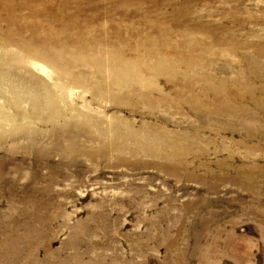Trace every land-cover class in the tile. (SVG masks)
<instances>
[{"label":"rangeland","instance_id":"1","mask_svg":"<svg viewBox=\"0 0 264 264\" xmlns=\"http://www.w3.org/2000/svg\"><path fill=\"white\" fill-rule=\"evenodd\" d=\"M124 2L0 0V68L25 62L0 75V264H264V0ZM78 20L135 61L128 37L183 43L179 76L142 72L159 89L134 82L149 98L130 104L69 88L61 105L80 124L33 118L15 77L54 72L19 39L55 28L67 41ZM115 115L166 146L102 154L87 117Z\"/></svg>","mask_w":264,"mask_h":264},{"label":"bare ground","instance_id":"2","mask_svg":"<svg viewBox=\"0 0 264 264\" xmlns=\"http://www.w3.org/2000/svg\"><path fill=\"white\" fill-rule=\"evenodd\" d=\"M131 1L125 0L121 6H125L130 11ZM141 9L142 5L136 6V11ZM93 22H89V24L86 22L80 23L78 20L76 24L79 23V26H76V31L67 41H64L66 32L63 29L55 28L45 33L35 31L32 37H21L19 39V46L27 53L30 58L29 61L46 64L54 72V82L46 81L43 85L37 84V82L41 83V81L34 79L30 80L31 83L34 82L33 86H31L30 83L25 82L19 76L15 77L23 85L22 96L27 97L33 107L29 111L33 118H40L44 122L52 123L58 122L62 117L65 118L64 125L80 124L82 117L79 116V112L73 110L74 114L68 116V113L64 111L61 105L66 101V92L69 88H81L92 92L95 98L115 102L121 100L130 104L134 93H138L140 97L145 95L149 98L143 92L135 91L134 82H140L142 85L146 84L145 86L148 88L159 89L152 86L151 82L145 79V74L143 75L142 72L153 74L154 76L168 75L169 77L176 76V78L179 76L178 72H176L173 55L180 53L178 56L187 57L181 53L183 43H173L168 39L159 41L150 34L143 39L136 38L137 40L128 37L129 42L132 40L135 44L133 51L141 53L140 56L136 57L135 61L132 57H126V51L128 50L126 40H123L121 36H118L117 39L119 40H113L112 37L107 39L101 35L99 36L98 29ZM65 26L75 27V25L70 23L64 24ZM152 27L157 32H169L165 31L163 27H166V25H162L161 20L158 19H156ZM133 30L135 32L134 28ZM193 47L194 45L192 49ZM167 49L168 53L165 52ZM162 51L166 53V56L162 55ZM9 56L7 65L0 68V73L3 72L0 75L6 73V75L11 77L14 75L10 73L11 68L9 67L17 64L23 66L25 62L16 53H11ZM138 65H141L140 71L137 70ZM40 85L42 86L40 87ZM164 95L166 94L162 96ZM166 97H169V95L162 99ZM46 101L48 103H45ZM20 112L18 110L17 114H20ZM115 116L101 120L86 116L89 126L98 131V135L96 134L98 140L95 142L99 144V150L102 154L108 152L119 155L124 153L137 154L147 152L143 145H146L151 151L159 150L160 144L166 146L167 142L160 133L134 129V125L123 126V123L119 122L121 120L119 119L120 116ZM159 153L153 154L157 155Z\"/></svg>","mask_w":264,"mask_h":264}]
</instances>
